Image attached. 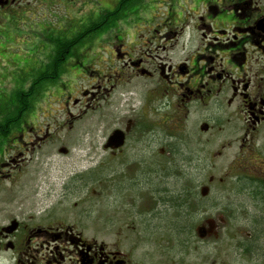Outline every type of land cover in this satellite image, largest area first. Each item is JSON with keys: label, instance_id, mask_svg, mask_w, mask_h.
<instances>
[{"label": "flooded vegetation", "instance_id": "1", "mask_svg": "<svg viewBox=\"0 0 264 264\" xmlns=\"http://www.w3.org/2000/svg\"><path fill=\"white\" fill-rule=\"evenodd\" d=\"M38 1L42 3L36 9L39 12H63V17L56 15L63 21L54 29L60 36L48 37L57 46L48 64L51 71L47 69L41 79L52 81L54 60L60 61L56 70L63 67L66 76L65 63L92 59L99 67L95 73L99 78L72 104L125 122L105 136V163L99 169L91 166L60 176L63 199L55 206L58 215L44 208L29 219L19 217L13 190L19 182L17 175L29 166L21 165L20 157L41 148L46 140L56 142L59 123L25 119L23 114L33 112L32 106L28 112L24 108L34 102L35 87L19 88L21 82L13 98H8L0 76V264H264V0ZM108 1L114 9L107 7ZM151 1L153 7L146 9ZM127 4L135 8L129 10ZM29 6L23 0H11L0 11L17 16L34 11ZM69 8L78 11L79 17L68 18ZM133 18L139 23L130 28L127 24ZM119 21L127 22V30H119ZM103 38L108 49L87 50L88 43ZM64 43L61 51L58 46ZM83 65L76 61L72 68L80 72ZM23 75L18 74L27 81ZM13 81L16 84L19 78ZM52 86L48 89L53 91L56 86ZM123 86L129 90L114 99L116 108L105 101ZM26 92L31 95L22 104ZM100 92L105 94L102 101L92 107ZM15 103L18 116L11 121L4 113L14 112ZM115 130L123 133L124 141L111 148L107 145ZM176 140H193L208 158L218 159L222 172L216 185L212 180L208 186L187 187L188 204L182 206L193 210L198 219L195 233L163 238V242L175 243L176 254L161 252L157 262L151 254L136 259L130 243L97 241L94 235L101 227L137 230L145 219L158 216L159 204H169V199L161 197L159 180L175 177ZM164 165L167 175L163 176L159 171ZM145 166L149 167L146 174L139 169ZM90 193L109 199L106 219L96 210L94 217L83 208L77 212L82 200L90 199L92 210L97 206ZM71 196L77 198L71 211L78 216L70 224L63 212L64 200ZM171 211L168 224L179 225L173 222L179 220V213Z\"/></svg>", "mask_w": 264, "mask_h": 264}, {"label": "rangeland", "instance_id": "2", "mask_svg": "<svg viewBox=\"0 0 264 264\" xmlns=\"http://www.w3.org/2000/svg\"><path fill=\"white\" fill-rule=\"evenodd\" d=\"M23 1L27 2V6L30 3L28 8L34 11L26 14L20 13L17 16L12 13L0 11V58L3 63L2 70L0 69V76L2 78L1 87L7 89L8 98H13V94L17 92L16 89H18L17 87L20 86L21 82L22 84L19 88L24 89L27 86L35 87V92L31 97V101L34 102L27 104L29 105L28 109L32 106L31 109H33V112L30 114H23L24 118L30 121L39 120L45 123H59V130L55 136V140H57L56 142L50 140L47 143L46 140L41 148L34 151L29 147L28 149L30 150L26 151V156L20 157L22 161L19 163L21 165H27L28 163L29 166L22 172V175H17L18 178L16 182H19L17 183L15 191L13 190V193L18 200L17 215L29 219V216L32 214L36 216L40 215L44 208H46V210L52 208L54 214L58 211V208L55 209L56 203L61 202L63 199L61 197L62 191L59 182V179L61 178L60 176L65 178L67 173L71 170L81 171V169L89 168L91 166L97 170L105 163L103 148V144L106 140L105 136H107L113 129L120 128L121 123L123 124L125 120L118 119L116 116L111 118L99 116L98 111H92V108L86 109L80 104L78 106L72 104L74 100L73 98L80 97L79 94L82 90H90L92 85L95 86L94 83L96 78H99L100 74L97 76L95 74L99 67H97L90 58H87V60L80 59L69 61L65 63L67 68L64 74L67 72L66 76L62 75L63 67H61L59 68V72L55 73L52 81L45 79V81L36 85L35 80H37L42 74H46L47 69L51 71L48 64L57 46L48 40V37L49 35L51 37H53V35L60 36L58 32L54 31V29L58 26V21H63L62 18L58 20L56 15L63 17V12L61 14L56 13V15H47V13L37 11L42 6L40 1ZM134 1L137 2V0ZM117 2H119V0H117ZM9 3H11V0H0V6ZM180 3H182V0ZM134 4H127L129 10L135 8ZM159 6H161V11L165 10L164 3L161 2ZM107 7L114 9V5L109 3V1ZM144 7L146 9L152 8V1ZM69 9L71 12L67 13L65 11L68 18L69 16H71L72 19L74 17H79L78 11H73L71 8ZM95 11L100 13L97 9ZM146 13H149V11ZM101 14H104V12ZM117 16L119 17L121 14L119 13ZM117 23H119V30H127L125 27L127 22L119 21ZM135 23H139L135 18H133V22L129 19L127 26L130 28L135 27ZM87 45H89L87 48L88 51L91 49L95 51H97V49H108V41L106 38L100 39V42L88 43ZM65 47L66 44L64 43L63 45H59L58 49L64 51ZM76 61L84 63L80 72H76L75 69L72 68ZM18 74H26L27 81H25V77L22 79ZM14 76L19 78V81L16 84L13 81L15 78ZM52 85L56 86L53 91L51 90L53 87ZM50 86L51 88L48 89ZM128 90V86H123L112 94L110 92V98H106L105 101L109 104L111 103V105L116 108L117 105L114 99L118 97L120 92H127ZM92 92L95 93V89L92 90ZM104 95L103 92H100L96 97L94 96L92 107H96V103L101 102V97ZM68 97L71 98L68 100ZM22 98L21 103L24 104L26 99L24 96ZM14 99L16 100L15 97ZM15 107H17V103H15ZM14 111H16V109ZM11 113L13 112L4 113V117H9ZM16 115L18 116V112ZM76 116L79 118L76 119ZM71 121L74 123H71ZM2 122L3 120L0 117V123ZM176 141H173V145H175L174 151L177 152L174 163L175 177H160V188L163 191L161 197L168 200L169 197L178 196L179 193L180 195L182 194L183 196H186L188 186H208L210 185V177H213V183L211 184H218L220 174L222 173L221 171L219 173L218 159L208 158V154L202 151L193 140H185L184 142L178 141L180 144H175ZM212 146L214 147L215 144H212ZM60 148H64L67 152H60ZM170 166H172V164ZM162 167L163 168L159 173H164L163 176L167 175V167L165 165ZM148 168L149 167L145 166L143 169H139L143 170V172H145L144 174H146ZM17 176L13 175V179ZM38 178L40 180L38 183H35L34 180H38ZM103 178L104 175H102L98 182H103ZM41 182H43V186L39 187ZM7 183L10 182L8 181L6 184ZM212 190H216L215 193H218L216 187H212ZM58 193H60L59 196H57ZM191 193H195V191L191 190ZM88 196L91 198L93 197V200L97 204V206L95 205L96 209L95 206L93 210L89 208L91 203L90 199H88L87 202H84L83 200L79 202L80 205L77 212L83 208L90 211L91 217H94L97 216L95 213L96 210L100 216L104 217L106 215V210L109 208V199H107L105 194L103 197L95 196L94 194L91 195V193L88 194ZM75 197L76 196L66 197L64 200V209L66 210H64L63 213L68 216H64L67 217L65 220L66 223L71 224L72 220L78 216L75 210L71 211L73 202L77 201V198ZM146 202L147 201L143 199L142 206H145ZM169 207V204L168 206L162 203L159 204L158 216L152 219H145L144 221L146 223L142 226L139 225V229L137 230L120 232L108 228L107 224V227H101L100 233H97L94 236H96L97 241H101V243L105 245L114 244L116 241L125 246L130 243L133 246V254L136 259L151 254L154 256V261L157 262L160 260L161 252L176 254L174 248L175 243L172 240L167 242L162 241L163 238H166L167 240L172 231L167 219L169 220L171 216L173 217L174 213L172 214ZM182 208L183 206L181 209ZM8 209H10V206H8ZM183 212L184 211H181L179 216L180 222L179 220L177 222L173 221V218L172 221L180 225L183 223L187 224L190 221V217L188 219L189 221L184 220V217L181 220L180 218L182 217ZM58 213L59 211L56 212L57 215ZM190 216L194 222L189 231L195 233L194 229L198 223V219H194L193 213ZM106 217L107 216L101 219L104 220ZM196 217L197 216H195V218ZM182 231L184 233V230ZM172 232L175 233V231ZM160 235L161 239L158 240ZM261 238L264 243V234H262ZM219 241L221 242L222 240L220 239Z\"/></svg>", "mask_w": 264, "mask_h": 264}, {"label": "trees", "instance_id": "3", "mask_svg": "<svg viewBox=\"0 0 264 264\" xmlns=\"http://www.w3.org/2000/svg\"><path fill=\"white\" fill-rule=\"evenodd\" d=\"M57 53H59V51H57ZM59 62L60 61H52L51 62V65H53L55 68H54V71H53V73H52V75H55V73L57 72V70H56V65L57 64H59ZM47 78V77H46ZM45 78V79H46ZM45 79H41V77L38 79V80H35V83H36V85L38 84V83H42L43 81H45ZM31 92V91H30ZM30 92H26V96H24V98L26 99V97L28 98L30 95H31V93ZM28 106L29 105H25V108L24 109H28ZM15 109H16V111H14L13 113H11L10 115H9V120H11V121H14V120H12V118L14 117V115L16 116V113L18 112V109H17V107H15ZM29 110H27L26 112H28ZM9 112H11V110L9 111ZM169 200H168V203H169V209L170 210H173L174 212L176 211V212H178L179 213V216H180V213H181V211H184L183 212V215H182V217L180 218L181 220L183 219V217H184V220H188L189 219V217H190V221L187 223V224H185V223H183V224H179V225H171L170 226V229L172 230V231H175V233L177 234V233H180V234H189V233H191V231H189V229L191 230V227H192V224H193V220L191 219V214L194 212L193 210L192 211H187L186 209H184V207L181 209V205L183 204V205H185V204H188V198H186V196H183L182 194L180 195V193L178 194V196H175V197H169L168 198ZM175 200H177L178 202H177V205L174 203V201ZM167 206H168V204H167ZM180 207V208H179ZM192 208H193V206H192ZM195 209V208H194ZM196 210V209H195ZM191 221H192V223H191ZM182 230H184V233H183V231ZM170 232V234H171V236L172 235H174V233L173 232Z\"/></svg>", "mask_w": 264, "mask_h": 264}, {"label": "water", "instance_id": "4", "mask_svg": "<svg viewBox=\"0 0 264 264\" xmlns=\"http://www.w3.org/2000/svg\"><path fill=\"white\" fill-rule=\"evenodd\" d=\"M123 141H124V137H123V133L121 134V132L119 130H115L110 138H109V141H108V145L107 146H110L111 148H116V147H119L123 144ZM60 152L62 153H66L67 150H65L64 148H60L59 149ZM210 180H212V178H210ZM207 193V189H202L201 190V194L204 196L205 194ZM199 233H201V230L200 228L198 229Z\"/></svg>", "mask_w": 264, "mask_h": 264}]
</instances>
